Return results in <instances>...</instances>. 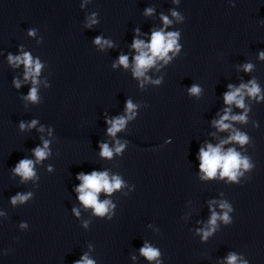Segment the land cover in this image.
I'll use <instances>...</instances> for the list:
<instances>
[{
	"label": "clouds",
	"instance_id": "9594fccd",
	"mask_svg": "<svg viewBox=\"0 0 264 264\" xmlns=\"http://www.w3.org/2000/svg\"><path fill=\"white\" fill-rule=\"evenodd\" d=\"M151 9H148L147 12L151 13ZM176 15V13H173ZM164 23L168 24L167 17H163ZM94 22V21H93ZM176 33H167L165 34L163 31L153 32L151 35L150 44L146 45L142 40H134L133 48H135L139 55L135 57V69L134 74L136 76L144 75V71L149 67L153 66L156 59H164L167 57V54L170 50L176 47ZM95 43L101 44L100 38H97ZM107 43V41H104ZM147 48L148 51H144ZM150 53V54H149ZM261 58L264 59V53H261ZM10 63L14 64H23L25 66V79L27 80L30 76L33 78V84L36 83L35 76L39 74L41 64L39 61L33 63V60L28 53H24L22 56H11L8 57ZM120 64L124 65L125 67L128 66V57L121 56L119 58ZM251 65H246L245 70H250ZM20 85L16 82V87L18 88ZM231 89L232 86L229 85ZM247 88V92L249 95H256L259 92V88L253 83L251 88H248L246 85H241L239 88H235L232 91L226 92L224 94V102L227 105H231L233 103L236 104L237 107L243 108V89ZM190 91L193 94H198L200 89L196 86H193ZM36 88L33 87L30 92L28 99L35 101L36 100ZM127 109L131 111L135 106L131 103V101L127 102L126 105ZM230 109H225V115L221 117L219 121H215L214 123L216 126L221 129H227L230 127L229 124H225L224 121L226 120H241L245 119L244 116H229ZM35 121L32 122V125H35ZM112 126L108 129L109 134L115 135V133L121 128H123L125 124V119L123 117L116 118L113 121H110ZM24 125L21 124V128ZM230 140H235L241 144L246 143L247 137L236 133L235 135L229 138ZM228 141H223L222 143H227ZM101 155L104 157H111L112 151L109 149L107 144H103L102 146ZM123 146L121 145L116 149L117 152L121 150ZM47 148V141L44 142V148H36L34 150V154L38 160H42L47 155L45 149ZM199 158H200V168L201 170L206 173L208 178H213L216 176L218 170H220V175L222 177H228L231 180H235L237 176V170L242 166L245 169L250 167L247 159H242L240 154L237 153L234 149H229L227 152H222L220 146L213 147L211 144L207 146V150L205 151L203 148L199 151ZM14 171L21 175L23 178L27 179L34 175L33 172V161L28 159H23L19 162L16 166ZM77 179L81 180L82 183L77 188L79 193L78 199L83 203L86 207H92L94 209L95 214L104 215L108 210L109 201H98V193L104 191L106 193H112L113 190L119 189L121 187V180L119 177H113L111 181L109 180L107 172L104 173H97L92 172L91 174H79ZM18 199L21 201L27 199L25 196H18ZM17 198H13L12 202L15 204ZM221 207H225V205H221ZM217 219V215L213 212L211 220L209 223L211 225H215ZM225 222L228 221V216L225 214L223 216ZM209 235V232H204L205 238ZM142 255H144L149 260H152L158 256V251L152 249L151 247L145 245L141 249ZM228 264H237V256L230 255L228 258ZM76 264H94L92 260H89L86 256L82 258V260L77 261Z\"/></svg>",
	"mask_w": 264,
	"mask_h": 264
}]
</instances>
